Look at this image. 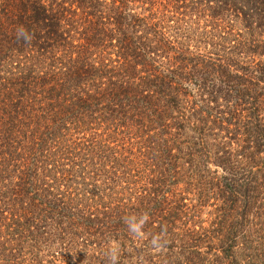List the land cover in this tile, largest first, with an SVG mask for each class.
Returning <instances> with one entry per match:
<instances>
[{
	"label": "trees",
	"instance_id": "obj_1",
	"mask_svg": "<svg viewBox=\"0 0 264 264\" xmlns=\"http://www.w3.org/2000/svg\"><path fill=\"white\" fill-rule=\"evenodd\" d=\"M110 245L264 264V0H0V264Z\"/></svg>",
	"mask_w": 264,
	"mask_h": 264
},
{
	"label": "clouds",
	"instance_id": "obj_2",
	"mask_svg": "<svg viewBox=\"0 0 264 264\" xmlns=\"http://www.w3.org/2000/svg\"><path fill=\"white\" fill-rule=\"evenodd\" d=\"M16 39L23 40L26 44L31 43L33 36L29 33L23 26H20L16 31ZM148 216L146 214L142 215L137 219L136 216L129 217L125 222L128 224L129 230L139 238L144 237L142 231L143 225L146 223ZM154 251H160L163 247L161 243V237L159 235H154L150 241ZM106 256L108 264H117L118 261V248L115 245H110L106 251Z\"/></svg>",
	"mask_w": 264,
	"mask_h": 264
}]
</instances>
